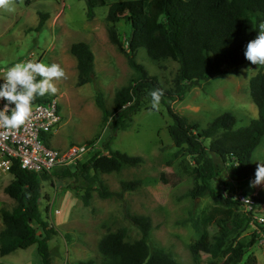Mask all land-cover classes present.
<instances>
[{"label":"rangeland","instance_id":"rangeland-1","mask_svg":"<svg viewBox=\"0 0 264 264\" xmlns=\"http://www.w3.org/2000/svg\"><path fill=\"white\" fill-rule=\"evenodd\" d=\"M40 13L47 14V17L44 25L36 30ZM86 13L85 0H30L29 3L19 0L14 12L0 9V66L8 69L32 53L30 60L48 65L57 63L64 68L68 78L56 81L58 93L45 96L58 100L61 115L51 144L65 147L72 143L96 141L99 151L106 154L108 151L103 147V140L107 126L102 124L96 94L102 92L106 107L110 109L115 90L128 82L133 71L126 57L108 39L107 7H96L92 18ZM116 27L125 45L129 26L120 20ZM78 41L88 43L94 54L95 78L81 86L76 85V59L69 50L71 44ZM136 60L149 74L157 76L163 87L172 85L178 69L176 62L168 60L158 69L144 48L138 50ZM248 68H251L249 72L244 71ZM261 68L248 60L237 67H226L222 74L199 81L183 97L168 101V104L190 122H198L203 127L224 111L235 114L236 127L246 126L257 117V108L249 95V79ZM150 101L149 97L144 99L143 106L132 115L130 126L118 131L110 144L112 151L142 157V162L136 166H124L117 172L100 174L106 188L115 194L101 197L93 190L89 204L85 205L81 181L73 182L74 179L57 176L41 181L40 215L48 222V227L56 231L47 241L52 264H77L99 257L100 239L121 227L127 229L126 240L138 239L140 231L131 223L130 214L150 218V249L163 248L180 264H207L209 256L200 252L194 261L188 245L202 233L204 226L200 224L196 230L193 223L202 211L213 205V200L208 194L194 199L187 195L194 183L191 175L193 162L186 153L174 156L177 148L167 132L171 119L166 105L160 103L157 111L151 108ZM252 159L256 165L258 161H264V136ZM218 170L213 186L220 194L229 193L225 183L232 188L233 181L223 168ZM11 178L10 174H0V230L4 227L1 209H11L15 205V201L4 192ZM138 179L137 186L121 189V183ZM232 189L233 197L239 194L264 196V184L252 188L249 182ZM255 209V215L264 216V203L257 204ZM208 228L214 231L213 226ZM37 233L42 235L40 228ZM253 233L257 235L256 242L248 253L255 255L256 264H264V233L257 224L250 222L237 237ZM36 248L37 245L33 244L0 255V264H42ZM216 264H225L224 258L216 259Z\"/></svg>","mask_w":264,"mask_h":264},{"label":"trees","instance_id":"trees-1","mask_svg":"<svg viewBox=\"0 0 264 264\" xmlns=\"http://www.w3.org/2000/svg\"><path fill=\"white\" fill-rule=\"evenodd\" d=\"M85 2L88 18L94 17L96 7H107L108 39L126 57L133 71L128 82L115 90L110 109L106 107L102 92L96 94L102 124L107 126L103 147L108 153L91 152L83 162L73 167L55 168L50 172L27 171L14 164L10 171L12 178L4 192L15 201V205L11 209H1L4 227L0 230V255L36 244L42 264H52L47 241L56 231L48 227V222L40 215L41 181L52 176L81 181L85 205L89 204L93 190L101 197L115 194L106 188L100 174L117 172L124 166H136L142 162V157L112 151L110 144L118 131L130 126L132 115L143 106L144 99L151 98L148 91L162 88L164 96L161 103L166 105L171 119L167 132L177 148L174 156L186 153L193 162L191 175L194 183L187 195L194 199L208 194L213 200V205L202 211L193 223L196 230L200 224L204 226L200 236L188 245L193 260L197 261L199 253L203 252L209 256L207 264H216L218 258H224L225 264H256L255 255L248 252L257 235L237 237L249 226L253 214L243 211L242 203L230 192H233V187L241 188L255 179L257 165L252 156L264 136V66L249 79V95L257 108V117L246 126L236 127L235 114L224 111L203 127L173 110L168 101L183 97L199 81L222 74L226 67H237L246 61V46L258 36L259 24L264 23V0ZM39 15L36 30L44 25L47 17V14ZM120 20L129 26L125 45L116 27ZM140 48L145 49L158 69L164 67L168 60L178 64L170 87H163L157 76L149 74L136 60ZM69 50L76 59V85L92 82L95 78L94 54L88 43L74 42ZM35 101L46 102L49 98L37 97ZM218 168L227 171L233 181L232 188L225 183L229 193L220 194L213 186V180L219 174ZM139 183V179L123 182L121 189L129 190ZM252 198L255 205L264 203L261 194ZM128 217L140 231L138 239L126 240L125 227L108 232L98 243L99 257L78 261L77 264H180L163 248L150 249L148 240L152 224L148 216L130 214ZM255 224L264 233V223L255 221ZM210 226L214 231L208 228ZM38 228L42 235H38Z\"/></svg>","mask_w":264,"mask_h":264},{"label":"built area","instance_id":"built-area-1","mask_svg":"<svg viewBox=\"0 0 264 264\" xmlns=\"http://www.w3.org/2000/svg\"><path fill=\"white\" fill-rule=\"evenodd\" d=\"M32 53L23 62L30 60ZM7 68L0 66V77ZM4 80L0 78V85ZM7 104L0 99V110ZM9 107L14 108L12 104ZM10 114V113H9ZM61 121L59 102L49 99L46 102L34 101L32 114L24 125L17 129L0 127V174H10L14 164L32 172H50L55 168L77 165L83 162L91 152L100 150L97 142H83L69 144L65 147H55L51 139L57 132ZM11 175V174H10ZM242 203L243 211L251 212L257 223H264V216L255 215V201L252 196L239 194L234 196Z\"/></svg>","mask_w":264,"mask_h":264},{"label":"clouds","instance_id":"clouds-1","mask_svg":"<svg viewBox=\"0 0 264 264\" xmlns=\"http://www.w3.org/2000/svg\"><path fill=\"white\" fill-rule=\"evenodd\" d=\"M16 0H0V9L7 12L15 11ZM244 56L252 65L264 66V23L258 26V36L248 42ZM251 68L244 69L249 72ZM0 85V99L6 100L4 108L0 110V127L17 129L29 119L32 114V104L37 97L56 95L58 87L56 81L68 78L64 68L59 64L48 65L43 62L28 60L16 63L7 69ZM151 97V108L159 110L164 96L162 88L148 91ZM15 107L11 108L10 105ZM10 113V114H9ZM264 184V161H258L255 179L250 181V187L255 188Z\"/></svg>","mask_w":264,"mask_h":264},{"label":"crops","instance_id":"crops-1","mask_svg":"<svg viewBox=\"0 0 264 264\" xmlns=\"http://www.w3.org/2000/svg\"><path fill=\"white\" fill-rule=\"evenodd\" d=\"M109 1V0H108ZM58 143H59V141H58Z\"/></svg>","mask_w":264,"mask_h":264}]
</instances>
